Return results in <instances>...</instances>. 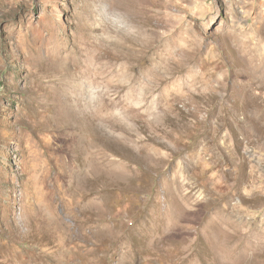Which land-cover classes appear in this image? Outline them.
I'll list each match as a JSON object with an SVG mask.
<instances>
[{
	"label": "rangeland",
	"instance_id": "rangeland-1",
	"mask_svg": "<svg viewBox=\"0 0 264 264\" xmlns=\"http://www.w3.org/2000/svg\"><path fill=\"white\" fill-rule=\"evenodd\" d=\"M0 264H264V0H0Z\"/></svg>",
	"mask_w": 264,
	"mask_h": 264
},
{
	"label": "bare ground",
	"instance_id": "bare-ground-1",
	"mask_svg": "<svg viewBox=\"0 0 264 264\" xmlns=\"http://www.w3.org/2000/svg\"><path fill=\"white\" fill-rule=\"evenodd\" d=\"M76 92V91H75ZM76 94V93H75ZM76 97V96H75ZM79 97V96H78ZM76 101H77V103H78V105H79V107H80V109H83L85 112L88 110V107L87 106H82L81 104H80V99H76ZM82 104H90V100L89 101H87L86 103H82Z\"/></svg>",
	"mask_w": 264,
	"mask_h": 264
},
{
	"label": "clouds",
	"instance_id": "clouds-1",
	"mask_svg": "<svg viewBox=\"0 0 264 264\" xmlns=\"http://www.w3.org/2000/svg\"><path fill=\"white\" fill-rule=\"evenodd\" d=\"M102 13L104 14V15H110V13L108 12V9H107V7L105 6L102 10Z\"/></svg>",
	"mask_w": 264,
	"mask_h": 264
}]
</instances>
